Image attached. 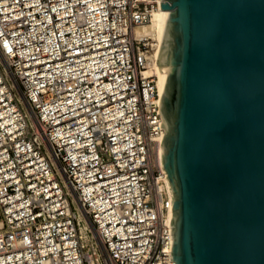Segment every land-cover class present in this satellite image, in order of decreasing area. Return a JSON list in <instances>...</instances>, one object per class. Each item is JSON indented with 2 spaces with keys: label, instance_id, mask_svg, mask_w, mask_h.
<instances>
[{
  "label": "built area",
  "instance_id": "built-area-1",
  "mask_svg": "<svg viewBox=\"0 0 264 264\" xmlns=\"http://www.w3.org/2000/svg\"><path fill=\"white\" fill-rule=\"evenodd\" d=\"M165 0H0V264H176L149 23Z\"/></svg>",
  "mask_w": 264,
  "mask_h": 264
},
{
  "label": "water",
  "instance_id": "water-1",
  "mask_svg": "<svg viewBox=\"0 0 264 264\" xmlns=\"http://www.w3.org/2000/svg\"><path fill=\"white\" fill-rule=\"evenodd\" d=\"M176 264H264V0H165Z\"/></svg>",
  "mask_w": 264,
  "mask_h": 264
},
{
  "label": "bare ground",
  "instance_id": "bare-ground-1",
  "mask_svg": "<svg viewBox=\"0 0 264 264\" xmlns=\"http://www.w3.org/2000/svg\"><path fill=\"white\" fill-rule=\"evenodd\" d=\"M167 9L161 7L160 9L156 10L154 13L152 20L149 23L143 24L141 26H137L135 31L136 34L140 37L148 36L152 37L156 40V44L154 46L153 52L150 56V60L148 62V67L146 73H154L158 77V85L161 91V95L163 94L166 79H167V72L166 70L163 71L159 62L158 57L160 53V47L162 44V29L163 24L165 21ZM172 216V210H171Z\"/></svg>",
  "mask_w": 264,
  "mask_h": 264
},
{
  "label": "rangeland",
  "instance_id": "rangeland-1",
  "mask_svg": "<svg viewBox=\"0 0 264 264\" xmlns=\"http://www.w3.org/2000/svg\"><path fill=\"white\" fill-rule=\"evenodd\" d=\"M149 40H150V45H151L152 48L154 49V46H155V44H156V40H155L154 38H152V37H150ZM153 49H152V51H153Z\"/></svg>",
  "mask_w": 264,
  "mask_h": 264
}]
</instances>
